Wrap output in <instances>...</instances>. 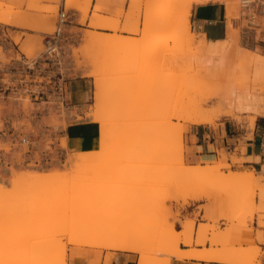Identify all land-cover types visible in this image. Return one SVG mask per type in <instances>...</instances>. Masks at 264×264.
I'll return each instance as SVG.
<instances>
[{
  "label": "rangeland",
  "instance_id": "obj_1",
  "mask_svg": "<svg viewBox=\"0 0 264 264\" xmlns=\"http://www.w3.org/2000/svg\"><path fill=\"white\" fill-rule=\"evenodd\" d=\"M61 1L0 0L5 5L0 8V148L9 143L13 147L5 149L7 154L40 157L41 162L42 158L58 156L55 165L44 160L43 166L31 163L29 170L14 172L10 187L0 183V214L9 209L10 223L19 221V213L33 209L28 193L43 186L38 197L40 209L36 211L48 216L43 222L44 232L38 235L30 230L27 235L35 239L23 243L21 249L15 244L19 240L10 242L2 237L5 224H0V264H69L70 258L89 247L86 243L115 231L144 244L146 252L164 244V251L156 252L157 256L171 258L181 243L177 245L172 239L174 225L169 218L179 219L181 215L179 209L173 211V204L183 207L188 203L184 198L192 195H199L196 200L204 202L200 208L205 210V222H200L197 230L208 224L203 241L196 245L235 247L248 264L260 262L264 251L253 223L259 213L264 224V183L254 170L232 169L244 160L237 155L239 147L235 153L230 152L232 146L216 148L211 157L195 164L201 168L197 175L184 174L181 165L192 161L194 147L188 143L191 126L212 128L223 137L246 133L248 139L257 117L264 114V52L259 46L264 43V0H218L233 6L229 21L232 35L228 31L219 42L220 48H214L209 39L193 29V3L189 9L192 33L188 32L183 14L190 0H97L91 15L92 0H64L69 20L58 50L52 54L46 50L45 38L54 31ZM71 10L81 12V18L75 19ZM244 15L248 20L242 24L239 20ZM93 31L106 33L104 40H93ZM115 33L134 37L135 44H121L106 52L107 38ZM86 35L92 40L89 44ZM95 49L100 52L87 55ZM123 56L127 58L118 62ZM86 61L92 67L94 90L95 83L100 82L103 103L106 99L107 103L97 109L93 105L94 90L93 96L81 102L88 105V116L100 125V132L94 150L75 153L65 149L57 116L63 118L68 106L63 96L66 66L75 62L81 72ZM244 96H249L245 102ZM235 99L243 104L232 109L229 103ZM201 106L208 115L213 114L214 120L189 122V116ZM121 127L133 136L140 127L147 128L146 141L133 143L125 136L118 138ZM23 137L29 142L23 143ZM154 142L160 146L151 147ZM127 152H145V156L127 163ZM21 160L16 164L20 166ZM100 167L109 169L102 184L117 190L111 192L109 200L99 199L93 190L86 206L77 210L63 213L59 205L42 207V199H60L83 180L78 175L84 168L95 172ZM45 171L49 175L42 176ZM116 177L119 179L113 181ZM18 178L24 179L14 182ZM153 200L154 208L146 212ZM153 212L166 217L165 226L145 233L144 224L137 221ZM72 215L77 219L74 224H59L61 218ZM188 220L193 221L195 231L196 219L181 221L183 228ZM73 236L80 238V243L77 239L75 244ZM212 239L220 240L211 244ZM160 264H164L162 260Z\"/></svg>",
  "mask_w": 264,
  "mask_h": 264
},
{
  "label": "crops",
  "instance_id": "obj_2",
  "mask_svg": "<svg viewBox=\"0 0 264 264\" xmlns=\"http://www.w3.org/2000/svg\"><path fill=\"white\" fill-rule=\"evenodd\" d=\"M97 0H92L90 15L93 12V7ZM64 0L61 1V4ZM26 4H23L25 8ZM71 12L76 16L75 19L79 20L82 13L77 10H71ZM232 17L228 15V6L226 3L218 0H208L201 2H193L191 9V24L195 32L209 39L211 43L214 44V48H220L219 42L225 39L228 35H232L230 30L232 27L229 25ZM247 16L244 15L239 22L246 21ZM238 22V20H234ZM74 26V25H73ZM76 28H81L80 26H74ZM5 29V26H4ZM27 30V29H25ZM262 33L261 35H263ZM86 35V43L89 44L92 40H89ZM264 40V35L261 37ZM264 52V43L259 45ZM91 66L86 61L83 71L79 72V65L72 62L70 65L66 66V76L68 79L65 82L63 96L67 100V110L63 112V118L57 116L58 126L62 128V137L65 138V149L72 152H82L94 150L98 144L100 125L97 124L92 116H88L89 110L87 104H82L81 102L87 99L88 96H93L94 90V76L90 74ZM0 130L2 128L0 127ZM246 133H239L237 135H229L228 137H223L218 132L212 128H200L199 126H191V133L188 135V143L193 146V152L191 153V159L189 164L195 165L202 158L206 159L214 154L216 148H221L222 146H232L231 153L236 152L238 148L237 155L242 157L244 160L241 164H234L232 166L233 170H254L258 175L262 176V182L264 183V114L257 117L255 127L252 132V136L246 139ZM243 142V146L241 147ZM7 154V151L0 148V183L4 188L10 187L11 180L13 182V174L25 172L31 163H40L42 166L45 165L43 162L51 163L55 165L57 163L58 156H53L52 158L43 159L38 157L36 159L21 157L18 155ZM39 154V151H38ZM7 156L11 158L7 160ZM22 159L21 165H17L16 161ZM16 172V173H14ZM17 174L15 176H18ZM14 176V177H15ZM197 198L189 199L188 203L183 207H178L173 204V211L180 210V218H175L171 216L169 221L173 223L177 230L184 229L182 222L186 218L196 219L195 231L193 234L194 243L189 246L180 243L182 249L190 248H203L202 245H196L198 237V224L200 222H205L203 216L205 210L200 208L204 202L196 200ZM259 201V197L257 199ZM264 203V199H263ZM167 204H170L169 202ZM264 215V210L261 211ZM189 221V220H188ZM264 221V217L262 218ZM193 222V221H192ZM186 224V223H185ZM253 226L255 232L259 238L260 246L264 251V224L260 223L259 213L255 214ZM224 228V227H223ZM71 247V246H70ZM209 247V245H207ZM71 249V248H70ZM69 249L68 254L71 253ZM138 253L130 250L122 249H109V248H99V247H84V250L80 256H75L69 259V264H138ZM262 261V262H261ZM261 263L264 264V253L261 256ZM169 264H234L231 262H223L218 260H209L193 257H176L172 256Z\"/></svg>",
  "mask_w": 264,
  "mask_h": 264
},
{
  "label": "bare ground",
  "instance_id": "obj_3",
  "mask_svg": "<svg viewBox=\"0 0 264 264\" xmlns=\"http://www.w3.org/2000/svg\"><path fill=\"white\" fill-rule=\"evenodd\" d=\"M203 2L206 0H190L189 3H187L184 6V10L186 13H184L183 15V21L187 27L188 32H191L190 29V24H189V16H190V12L189 9L192 5L193 2ZM248 2V0H244L243 1ZM65 3V1H64ZM5 7L3 2H0V8ZM187 7V9H186ZM8 10H14V8L12 6H7ZM183 10V12H184ZM228 15L229 17L233 16V6L231 5V3H229L228 5ZM7 23H12V21L10 19H5ZM231 31V30H230ZM106 33L100 32V31H93L92 36L90 35V37L97 41V42H101L104 40ZM232 34V32H231ZM87 37V38H90ZM107 39H110L107 41V51H112L114 48L118 47L121 44H125L126 46H130V45H134L136 41L134 39V37H130V36H125L122 34H116L112 35L110 38L108 37ZM91 40V39H90ZM105 42V41H104ZM134 47V46H133ZM74 51H77V49H74ZM100 52L98 49H95L93 52L88 53L87 55H91L94 53H98ZM121 56V54H120ZM258 56H255V58ZM262 59L264 58V56H261ZM118 62L120 61H124L127 56H123V57H118ZM260 58V57H259ZM258 59V58H257ZM103 85H101L100 82H96L95 83V90H94V96H93V105L98 107L97 109H99L100 107H102V103H103V97L102 93H104V87L102 90ZM103 91V92H102ZM109 98L110 100L108 101L109 103L113 102V97ZM244 102L247 101L249 99V96H244ZM105 99V98H104ZM107 101V99H106ZM105 101V102H106ZM104 102V103H105ZM236 103H240L239 105L235 104ZM234 101H231L229 103L230 107L232 109H235L236 107H240L243 104V101H239L235 99ZM103 103V105H104ZM107 103V102H106ZM109 103L106 106H109ZM110 103V104H111ZM204 101H202L201 104H203ZM101 105V106H100ZM100 106V107H99ZM114 106V105H113ZM110 107V106H109ZM96 109V108H95ZM211 115V114H210ZM207 114V112L203 109V107L201 106L200 108H198V110L195 111L194 114H192L191 116H189V118L187 119L189 122L192 123H203V122H211L214 120L213 118V114L212 116H210ZM215 117V116H214ZM139 129V128H138ZM140 131L136 132V135L133 136L130 132L129 129L123 128L121 127V129L119 130V132H117V137L120 138L121 136H125L128 142H139V143H144L147 139V128H141L139 129ZM160 146V145H159ZM158 143H152L151 147H159ZM10 147H13L11 144L9 143H5L4 147H2L3 149H8ZM143 153H139V152H127L125 155V161L127 163H132L133 161H137L141 158H143L145 156ZM200 166L197 165H186L183 164L181 165V170L183 171L184 174L186 175H197L200 173ZM109 172L108 168L105 167H100L98 168L95 172H92V170L88 169V168H84L80 174L78 175V178H84L81 181L76 182L73 185V189L60 199H53L51 197H47L41 200V205L42 207H49V206H53V205H59L58 210L60 208V212L61 210L63 211V213L69 209L70 211L72 210H77L79 209V207H85L86 204L88 203L87 198L93 194V190H95V194H97V197L101 200H109V198L111 197V192L117 191L116 189L112 188L111 186H109L108 184H102V181L105 179V175ZM234 173V172H233ZM49 175L48 172H44L42 176H47ZM253 175V174H252ZM242 176V175H241ZM24 178H18L15 179L14 182L16 181H20ZM119 178H112L113 181L118 180ZM129 179V178H127ZM73 180V179H72ZM72 180H70L69 182H73ZM67 182V185L68 183ZM46 186L40 187L38 189H33L28 193V202L30 203V208L33 209H29L28 211L25 210L21 213H19L17 215V219L20 221L14 222V223H10L9 222V216L11 211L9 209L4 210L1 212L0 214V224H5L4 229L2 230V237L6 238L7 241L10 242H17L16 240H19L16 244V248L21 249L23 248L22 246L24 245L23 243L30 241V240H34L35 237H32L31 235H27V233L30 230H34L37 232V234H42L44 232L45 225H44V221L45 219L48 218L47 215H43L41 212H38V209H40V203L38 201V197H40L42 190H44ZM107 193H109V197L106 195ZM83 194V197H80V195ZM199 197V195H192L189 197H185V202H188L189 199L191 198H197ZM3 198L0 196V200H2ZM37 206V207H36ZM155 204H154V200L150 203V205H148L146 207V212H149L150 209L154 208ZM37 210V211H36ZM143 214V213H142ZM75 220V221H74ZM67 221V225L70 226L72 224H74L77 219L75 218L74 215H72L71 217L67 218V219H60V225L65 226V222ZM165 221H166V217H164L163 215H159L157 213H146L144 216H141L138 221L137 224H144V228L146 229L145 233L148 232H152L155 229L161 228L163 226H165ZM208 225V224H207ZM205 225L204 227H202V229L198 230V237H197V241L201 242V238H203L202 236H205L207 231H208V226ZM194 223L192 221H187L185 224V228L182 230H177L174 226L171 228V233H172V239L177 243V245L179 244V242H183L186 245H192L194 243V238H193V232H194ZM161 231H163V229H160ZM35 232V233H36ZM84 234V233H83ZM82 234V235H83ZM86 234V233H85ZM78 235V234H77ZM81 235V236H82ZM76 236V235H75ZM74 237V236H73ZM80 237V235H79ZM83 237H85L83 235ZM88 238V235L86 236ZM95 237V236H94ZM225 237V236H224ZM72 238V237H71ZM74 241L76 244V240L80 239L74 237ZM73 239V238H72ZM71 239V240H72ZM82 240V238H81ZM84 240V239H83ZM220 239H212L211 244H216ZM73 241V242H74ZM88 240H85V242ZM203 241V240H202ZM72 242V243H73ZM82 243H85L83 241H81ZM70 243V242H69ZM80 243V240H79ZM23 244V245H22ZM26 244V243H25ZM88 244V246L90 247H99V248H109V249H122V250H130V251H135L138 253V264H160L161 260L162 263L167 264L171 261V258L169 256L160 259V257L158 258V253L164 251L162 249V247L164 246V244L159 245V247L157 248H151L149 250V252H146V247L144 244H140L137 241H133L132 239L129 240L127 239L124 235H121L118 232H113V234L111 236H106V235H100L98 237H96L93 241L91 240ZM83 245V244H81ZM239 247V246H238ZM47 247H43L42 249H45ZM27 252H25L26 254L28 253V250H26ZM37 251V250H36ZM240 251V250H239ZM29 252H31L29 250ZM175 252V256L177 257H193V258H201V259H215L218 261H223V262H231L234 264H248V262H246V260L243 257H240L238 255L237 252V248H228V249H216L213 246H209V247H203V248H190V249H182L181 247H176L174 249ZM157 256V257H156ZM248 261V260H247ZM253 263V262H252ZM1 264H8V263H1ZM251 264V263H249ZM254 264H262L261 262H254Z\"/></svg>",
  "mask_w": 264,
  "mask_h": 264
},
{
  "label": "built area",
  "instance_id": "obj_4",
  "mask_svg": "<svg viewBox=\"0 0 264 264\" xmlns=\"http://www.w3.org/2000/svg\"><path fill=\"white\" fill-rule=\"evenodd\" d=\"M69 20V11L67 10L65 3H62L58 7L57 20L55 22L54 31L48 34L45 38L46 50L52 54L56 53L58 50V41L63 35L64 28ZM23 143H28L29 140L23 137L21 140Z\"/></svg>",
  "mask_w": 264,
  "mask_h": 264
}]
</instances>
